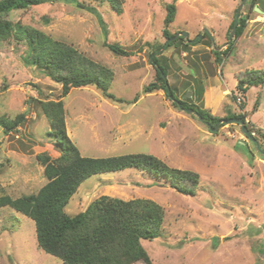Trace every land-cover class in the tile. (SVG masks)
Masks as SVG:
<instances>
[{
  "label": "rangeland",
  "instance_id": "rangeland-1",
  "mask_svg": "<svg viewBox=\"0 0 264 264\" xmlns=\"http://www.w3.org/2000/svg\"><path fill=\"white\" fill-rule=\"evenodd\" d=\"M243 1L127 0L118 14L108 3L85 0L95 7L90 13L58 0L3 15L111 69L115 77L110 93L123 102L115 104L93 88L73 89L62 99V85L26 63L24 43L14 36L0 41V117L15 120L27 114L12 133L0 126V196L36 195L47 183L36 157L60 154L38 101L62 99L67 135L83 156L151 154L200 176L196 195L186 196L166 179L134 170L96 175L81 185L66 208L68 214L83 212L101 196L153 200L166 216L161 237L142 242L152 264H264V139L255 132L256 144L238 120H226L230 113H246L253 132L264 133V87L245 93L237 88L239 75L264 70V0H256L254 10L247 0L240 13L248 19L243 35L227 56L213 54L230 44L231 24ZM169 4L176 5V17L168 27ZM166 31L174 37L188 34L189 41L200 38L196 46L179 39L159 63L167 65V80L178 99L223 119L217 132L195 114L176 108L163 90L144 93L155 82L151 53L164 49ZM105 43L119 45L127 55ZM198 88L208 91L206 103L203 91L196 96ZM0 264L63 262L39 248L30 218L5 207L0 209Z\"/></svg>",
  "mask_w": 264,
  "mask_h": 264
},
{
  "label": "trees",
  "instance_id": "trees-1",
  "mask_svg": "<svg viewBox=\"0 0 264 264\" xmlns=\"http://www.w3.org/2000/svg\"><path fill=\"white\" fill-rule=\"evenodd\" d=\"M51 1L58 0H1L0 41L8 40L14 36L19 42L24 43L26 63L42 70L48 77L61 84L62 99L68 96L73 89L93 88L115 104L123 102V99L110 93V87L115 77L111 69L94 62L66 42L54 40L35 28L2 18L3 15L10 12L28 9ZM69 1L78 9L90 13L94 12L95 7L89 5V2L98 5L108 3L114 11L121 14L127 0H89L88 3H85V0ZM256 5V0H252L250 8L254 10ZM175 17L176 5H167L165 22L168 27ZM235 21L236 16L231 24V31L234 29ZM247 21V17L239 16L234 39L225 50L220 51L221 53H217L219 52L217 50L213 51L215 56L223 54L225 57L229 54L235 41L243 35ZM174 36L166 31L165 37L168 42L164 51H161L163 48L161 46L151 53V63L156 72L155 82L144 87V93L149 94L163 90L176 108L193 111L204 124L215 128L223 119L212 115L203 106L178 99L167 80V70L165 69L167 65L164 62L163 64L159 63L163 52L174 47L180 41L179 39L185 40L184 37ZM204 36L210 38L208 33H205ZM187 41L193 46L199 45L201 42L200 38L194 41L187 39ZM105 44L111 51L119 55H127L119 45ZM179 44L178 47H180ZM187 46L185 44L183 47L187 49ZM218 60L219 58H216V61ZM261 87H264V70H251L238 76L237 88L239 92L245 93L251 88ZM202 91L204 93V90L198 88L196 96H202ZM62 99L47 102L38 101L42 114L49 121L50 132L48 135L54 140V149L60 154L57 158H52L46 153L36 157L37 162L44 167L47 183L36 195L21 196L16 199L1 195L0 209L10 207L30 218L35 223L39 248L46 254L60 259L63 264H136L138 262L152 264L142 242L153 241L161 237L166 216L165 209L161 205L149 199L126 201L101 196L90 203L83 212L74 216L66 212L67 206L81 185L96 175L134 170L166 179L170 183L169 186L176 192L186 196H195L200 182L199 174L170 167L151 154H127L109 158L83 156L79 147L67 135L66 110ZM137 100V98L134 99L131 104ZM244 108L243 105L242 109ZM26 116V113L20 114L15 120L0 117V126L5 128L6 132L12 133L26 122ZM232 119L238 120L242 124V130L243 125L246 126L249 134L245 136L255 140L256 144L259 143V137L264 139V133L261 130L256 129L253 132V129L249 127L250 124L246 122V113L239 115L230 113L226 117V120ZM255 132L258 133V138L252 135ZM257 146L258 149H262L261 145Z\"/></svg>",
  "mask_w": 264,
  "mask_h": 264
},
{
  "label": "water",
  "instance_id": "water-1",
  "mask_svg": "<svg viewBox=\"0 0 264 264\" xmlns=\"http://www.w3.org/2000/svg\"><path fill=\"white\" fill-rule=\"evenodd\" d=\"M247 2V0H244L243 1V4L239 7V9L237 10V13H236V21H235V26H234V29H233V31L231 32V35H230V43L232 42V39H233V36H234V34H235V31H236V28H237V26H238V20H239V16H240V13H241V11H242V9H243V6H244V4ZM257 11L259 12V13H261L260 11H259V9H257ZM184 37L185 39H189V35L188 34H180V35H178L177 37ZM188 96H190V93L188 94ZM174 102H176V101H174ZM187 113H189V114H195L196 116H197V114L196 113H194L193 111H191V110H187L186 111ZM200 120H201V118H199ZM228 123H236V122H238V121H236V120H229V121H227ZM240 123V122H239ZM221 124H224V121H220L218 124H217V126L215 127V128H211L210 126V129H211V131L212 132H217L218 130H219V127H220V125ZM241 124V123H240ZM242 125V124H241ZM243 133H245V135H248L249 134V132H248V130H247V128H246V126H244L243 125Z\"/></svg>",
  "mask_w": 264,
  "mask_h": 264
},
{
  "label": "crops",
  "instance_id": "crops-1",
  "mask_svg": "<svg viewBox=\"0 0 264 264\" xmlns=\"http://www.w3.org/2000/svg\"><path fill=\"white\" fill-rule=\"evenodd\" d=\"M207 94H208V91H204L203 93V99H205V103H206V100H207Z\"/></svg>",
  "mask_w": 264,
  "mask_h": 264
},
{
  "label": "built area",
  "instance_id": "built-area-1",
  "mask_svg": "<svg viewBox=\"0 0 264 264\" xmlns=\"http://www.w3.org/2000/svg\"><path fill=\"white\" fill-rule=\"evenodd\" d=\"M239 101H240V99H239ZM252 135H254L255 136V134L253 133Z\"/></svg>",
  "mask_w": 264,
  "mask_h": 264
}]
</instances>
